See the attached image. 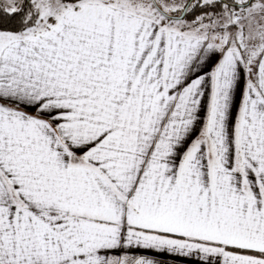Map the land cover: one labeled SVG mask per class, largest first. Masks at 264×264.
<instances>
[{"label":"snow or ice","instance_id":"snow-or-ice-1","mask_svg":"<svg viewBox=\"0 0 264 264\" xmlns=\"http://www.w3.org/2000/svg\"><path fill=\"white\" fill-rule=\"evenodd\" d=\"M161 256L264 264V0H0V264Z\"/></svg>","mask_w":264,"mask_h":264},{"label":"crops","instance_id":"crops-1","mask_svg":"<svg viewBox=\"0 0 264 264\" xmlns=\"http://www.w3.org/2000/svg\"><path fill=\"white\" fill-rule=\"evenodd\" d=\"M146 254L153 255L152 253H146ZM156 258L165 260L166 264H196L195 257L173 258L171 256H161Z\"/></svg>","mask_w":264,"mask_h":264},{"label":"trees","instance_id":"trees-1","mask_svg":"<svg viewBox=\"0 0 264 264\" xmlns=\"http://www.w3.org/2000/svg\"><path fill=\"white\" fill-rule=\"evenodd\" d=\"M200 11H202V10H197L196 12L190 14V15H189V18H190V19H191V18H194V16L197 15V14H199Z\"/></svg>","mask_w":264,"mask_h":264}]
</instances>
